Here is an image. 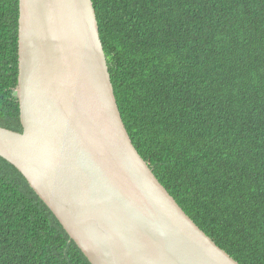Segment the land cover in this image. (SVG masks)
<instances>
[{
    "label": "trees",
    "instance_id": "trees-1",
    "mask_svg": "<svg viewBox=\"0 0 264 264\" xmlns=\"http://www.w3.org/2000/svg\"><path fill=\"white\" fill-rule=\"evenodd\" d=\"M120 115L185 213L264 264V0H92ZM19 0H0V127L20 132ZM0 264H92L0 156Z\"/></svg>",
    "mask_w": 264,
    "mask_h": 264
},
{
    "label": "water",
    "instance_id": "water-1",
    "mask_svg": "<svg viewBox=\"0 0 264 264\" xmlns=\"http://www.w3.org/2000/svg\"><path fill=\"white\" fill-rule=\"evenodd\" d=\"M20 132L0 156L92 264H240L185 213L124 127L92 0H19Z\"/></svg>",
    "mask_w": 264,
    "mask_h": 264
}]
</instances>
